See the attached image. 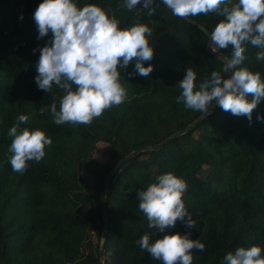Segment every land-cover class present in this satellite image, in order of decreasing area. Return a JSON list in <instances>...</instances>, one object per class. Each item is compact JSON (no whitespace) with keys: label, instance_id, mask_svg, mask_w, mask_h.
<instances>
[{"label":"trees","instance_id":"obj_1","mask_svg":"<svg viewBox=\"0 0 264 264\" xmlns=\"http://www.w3.org/2000/svg\"><path fill=\"white\" fill-rule=\"evenodd\" d=\"M42 2L0 0V264H99L100 193L110 170L131 152L157 145L195 121L158 150L135 154L113 175L106 189L104 247L112 246L111 259L104 258V264H162L136 243L144 234L154 243L190 232V239L204 245L203 251L191 250L192 264H226L225 256L240 247L264 250V121L258 119L264 117V99L251 121L220 107L198 120L202 112L177 103L185 70L192 68L197 85L213 71L229 76L223 62L205 51L201 30L174 16L163 0H153L152 16L144 0L131 11L124 0H73L78 8L94 4L115 16L121 30L147 25L154 56L144 67L151 65L153 71L140 76L135 61L130 62L118 69L127 91L122 104L90 125H56L50 111L41 115L40 109L56 103L59 110L64 92L55 84L46 92L35 81L39 50L52 39L51 32L38 39L33 16ZM191 18L210 33L224 19L215 13ZM244 48L241 67L259 72L264 81V60L256 59L260 49L251 43ZM216 50L232 56L231 46ZM19 115L28 117L21 129H39L52 141L41 161H28L23 174L12 170L8 151V131ZM99 142L108 145L104 162L93 157ZM82 170L90 174L91 188L82 183ZM167 173L186 182L182 199L195 228L179 220L164 232L148 227L137 193ZM96 230L100 234L94 240Z\"/></svg>","mask_w":264,"mask_h":264},{"label":"clouds","instance_id":"obj_2","mask_svg":"<svg viewBox=\"0 0 264 264\" xmlns=\"http://www.w3.org/2000/svg\"><path fill=\"white\" fill-rule=\"evenodd\" d=\"M140 3L141 0H124L123 6L131 11ZM152 4L153 0L143 2L149 16L155 12ZM163 4L174 16L184 19L209 13L224 17L210 33L209 47L213 52L217 48L232 47L231 58H220L224 73H230L228 78L213 71L210 78L197 85L196 73L187 68L177 86L181 89L177 103L204 114L218 105L225 112L246 116L251 121L253 110L264 99V81L259 72L253 73L241 65L245 60L244 45L248 43L260 49L256 59L264 60V0H238L236 3L233 0H163ZM33 19L38 39L52 33L49 46L39 50L35 81L38 88L46 92L51 91L54 84L64 92L59 110L56 103L40 109L41 115L50 111L56 125H90L105 110L122 104L127 91L120 82L118 69H126L130 62L135 61V73L140 76L148 77L153 71L151 65L144 67V62L151 61L154 56V49L146 39L152 35L147 25L136 23L121 30L115 16L110 18L94 4L78 8L73 0H43ZM258 119L264 121V117ZM27 121L26 115H19L8 131L12 137L9 162L12 170L21 174L26 171L28 161L39 163L45 156V147L52 143L39 129H21L20 125ZM186 190L183 179L167 173L158 176L157 182L151 183L146 190L139 191V209L147 217L148 227L164 232L175 227L179 220L187 228H195V221L182 199ZM190 236V232L165 235L150 243V236L144 234L136 243L162 264H192L191 250L203 251L204 245ZM262 251L259 246L240 247L224 259L226 264H264Z\"/></svg>","mask_w":264,"mask_h":264},{"label":"water","instance_id":"obj_3","mask_svg":"<svg viewBox=\"0 0 264 264\" xmlns=\"http://www.w3.org/2000/svg\"><path fill=\"white\" fill-rule=\"evenodd\" d=\"M182 20H184L185 22L189 23L191 26L196 27L197 29L201 30L206 38V45H205V51L209 54H211L212 56L216 57L218 60H220L221 62H223L220 58L223 57L221 55V53H219L217 50L216 52H213L211 50V48L209 47L211 40H210V32L200 23H198L197 21H195L194 19L190 18H181ZM214 47V45H213ZM228 75H230V73H228ZM213 108H217L219 107L218 105H213ZM205 114L203 113L201 115V117H199L198 120H200L201 118H203ZM197 121H195L194 123L188 125L187 127H185L184 129L178 131L177 133L173 134L171 137H169L168 139H166L165 141L151 146V147H142L140 149H137L133 152H131L129 155L125 156L124 158H122L121 160H119L114 166L113 168L110 170L108 176L106 177L104 184H103V189L100 193V202H101V209H102V225H101V236H102V240L100 243V249H99V264H104V257H105V243H106V239H107V228H108V218H107V210H106V189L107 186L109 184V182L111 181L113 175L115 174V172L126 162L128 161L132 156H134L135 154L141 152V151H146V150H158L159 148H161L165 142H167L168 140H172L174 137L183 134L186 130L192 128L194 126V124Z\"/></svg>","mask_w":264,"mask_h":264},{"label":"rangeland","instance_id":"obj_4","mask_svg":"<svg viewBox=\"0 0 264 264\" xmlns=\"http://www.w3.org/2000/svg\"><path fill=\"white\" fill-rule=\"evenodd\" d=\"M107 148H108V145L106 143H103V142L97 143L95 145V150H94V153H93L94 159H96L99 162H104L107 159ZM81 181L88 188L92 187L91 176L86 170H82L81 171ZM99 234L100 233L97 230L92 233V235L94 237V240L98 239L97 235H99ZM101 240H102V236L100 234V237H99V248H100ZM111 249H112V246L108 245L106 250H105V257L104 258H106L108 261H110V259H111Z\"/></svg>","mask_w":264,"mask_h":264}]
</instances>
